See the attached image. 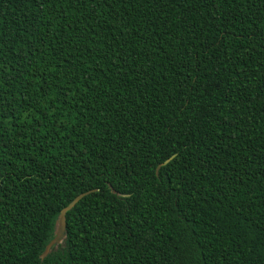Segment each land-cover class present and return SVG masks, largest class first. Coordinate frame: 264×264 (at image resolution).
I'll return each mask as SVG.
<instances>
[{
	"label": "trees",
	"instance_id": "trees-1",
	"mask_svg": "<svg viewBox=\"0 0 264 264\" xmlns=\"http://www.w3.org/2000/svg\"><path fill=\"white\" fill-rule=\"evenodd\" d=\"M0 264H264V0H0Z\"/></svg>",
	"mask_w": 264,
	"mask_h": 264
},
{
	"label": "water",
	"instance_id": "water-1",
	"mask_svg": "<svg viewBox=\"0 0 264 264\" xmlns=\"http://www.w3.org/2000/svg\"><path fill=\"white\" fill-rule=\"evenodd\" d=\"M170 157H168L162 163H160V164L157 165V167H156V173H157L158 167L161 164L167 162L170 159ZM90 191H92V189L77 194L64 207H62L59 210V213L57 215L56 222H55L54 234H53L52 238L46 243L44 249L42 250V252L40 254V257H43L49 251V249L51 248V246L54 245V244H56L63 237V235L65 233V213L69 209H71L78 200H80L85 194H87Z\"/></svg>",
	"mask_w": 264,
	"mask_h": 264
}]
</instances>
